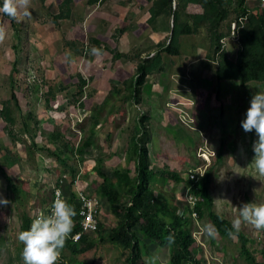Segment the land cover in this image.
<instances>
[{
  "label": "rangeland",
  "instance_id": "374dc122",
  "mask_svg": "<svg viewBox=\"0 0 264 264\" xmlns=\"http://www.w3.org/2000/svg\"><path fill=\"white\" fill-rule=\"evenodd\" d=\"M185 1L170 0L158 10L161 0H104L91 6L86 0L73 5L31 0V17L17 18L16 26L0 15L7 29L0 42V196L10 202L0 206V264H23L17 239L23 216L45 210L63 179L65 191L77 181L90 194L99 193L106 181L123 195L124 207L137 208L112 172L118 168L133 176L136 132L149 165L164 172L149 178L150 187L161 207L184 215L196 241L195 259L264 264V230L244 225L245 243L239 234L229 238L207 209L204 215L190 211L186 193L189 170L202 169L209 171L217 214L231 221L242 203H264V177L254 176L249 166L257 137L240 124L251 95L264 91V82L241 85L217 72L222 59L241 60L240 31L250 30L247 22L257 7L264 10V0H244V15L239 0H223L228 14L221 27L212 23L208 0ZM252 42L245 41L248 62L254 60ZM92 46L103 55H91ZM142 74L147 81L140 85L136 78ZM142 115L148 116L146 129L138 131ZM87 140L90 146L83 145ZM102 201L94 248L77 256L67 251L68 264H126L129 252L107 238L119 220ZM163 218L170 224L168 215ZM209 222L218 230L215 239L201 232ZM135 232L147 247L143 263L151 264L155 256V264H172L168 243Z\"/></svg>",
  "mask_w": 264,
  "mask_h": 264
},
{
  "label": "trees",
  "instance_id": "16d2710c",
  "mask_svg": "<svg viewBox=\"0 0 264 264\" xmlns=\"http://www.w3.org/2000/svg\"><path fill=\"white\" fill-rule=\"evenodd\" d=\"M67 1L73 5L74 0ZM103 1L104 0H86V4L91 6ZM192 1L194 0H186L185 2L189 3ZM222 1L223 0L218 3L217 0H208L211 6V12H213L215 16V19L212 21V23L215 22V27H221L228 14V10ZM239 1L241 5L239 9L241 10L242 15H244L247 8L243 5L244 0ZM168 4H170V0H161L158 10H163ZM61 5L62 3L60 6ZM60 6L58 5L59 9ZM256 11H258V13L251 17L247 22L250 30L247 31L242 28V32L240 31V37L244 47L243 50L239 52V59L241 58V60H237L236 64H231L229 60L222 59L221 63L223 65L217 70L218 74L223 75V77L238 78L241 85L247 84L249 81L264 82V10L257 7ZM195 18L197 19V16H195ZM198 19L202 21L203 16H199ZM11 20L13 25L16 26V19ZM185 31V33H188L190 30ZM220 39L221 37L218 36L217 43H219V41L221 42L222 39ZM246 40L253 41L252 48L254 51L252 53V58H254V60L250 62L246 61ZM217 43H215V47L219 46ZM141 71H143V74L147 72L144 69ZM143 74L136 78L140 85L147 81ZM15 96V93H12V98ZM147 118L148 116L142 115L138 122V125H140L138 131L146 129ZM137 133L138 132H136V134ZM136 134L134 136L137 144L135 149L136 157L133 167V176H130L128 171H123L118 168L113 169L112 172L117 182L123 184L122 187L124 191L127 190L130 194L131 202L137 204V208L135 206L124 207L122 205L123 195L118 192L113 184H107L106 181H103L99 189V193L108 204L111 213L119 220L117 226L109 230L107 238L110 242L121 246L122 249L129 252L125 259L126 264H145L141 261V251L144 247V243L142 244L139 241L135 228H138L148 239H153L163 244L168 243L165 238L171 234L174 236V242L168 244L170 246V260L172 264H183V262L189 261V264H203L195 259L193 248L196 241L192 237L188 225L183 223L184 215L179 214V212L166 205L161 207L159 200L156 199L155 192L150 187L148 180L156 175H164V172L159 168L153 169L151 165H149L148 151L142 141H137L138 137ZM57 141L61 143L60 140ZM83 145L90 146L91 141L87 140ZM72 172L74 176H76L77 171L73 169ZM209 189V171L206 170L204 176L199 177L198 180L192 182V188L190 189V192L198 197L196 210L198 215H204L205 209H207L208 214L218 226L221 234L227 235L225 229L231 228V221L228 220V218L217 214L213 210L212 196ZM165 215H168L171 218L170 224L165 223L163 218ZM31 221V217L25 214L23 216L21 231L27 230L30 227ZM100 227H102L101 220L99 222V228ZM238 234L240 235L239 237L243 239V243H245L244 236L240 232ZM94 246L95 241L91 236H84L78 244L71 246L68 244L70 254L76 256L86 253L94 248Z\"/></svg>",
  "mask_w": 264,
  "mask_h": 264
},
{
  "label": "clouds",
  "instance_id": "9594fccd",
  "mask_svg": "<svg viewBox=\"0 0 264 264\" xmlns=\"http://www.w3.org/2000/svg\"><path fill=\"white\" fill-rule=\"evenodd\" d=\"M30 5L31 0H3V4L0 6V15L20 20L30 18ZM6 37L7 29L0 23V42H3ZM90 54L99 57L103 55V51L92 46ZM240 124L246 133L254 132L257 137L252 144L253 158L249 166L254 176L264 177V91H256L251 95ZM205 173L206 170L202 169L189 170L188 172L190 185L186 193L191 201L187 200V206L190 211L196 214L198 213L196 210L198 197L191 193L190 189L192 182L204 176ZM97 194L95 195L101 202L99 213L96 216L97 226L93 231H86L82 230L79 225H75L77 215L75 206L69 203L62 193H57L48 212L40 211L31 218L30 227L18 233L17 239L23 245L21 252L23 264H68L65 259L66 252L69 251L68 244L69 246L78 244L84 236L94 237L100 229L99 222L104 212V204L102 195ZM9 203L7 199L0 196V206H7ZM244 225L251 226L256 231L264 230V203H242L237 208V215L231 220V228L225 229V231L229 238H235ZM201 232L210 239H215L218 236V230L210 222L202 226ZM165 239L169 244L174 242V236L171 234ZM145 252H147L146 246L142 248L141 255ZM156 259L157 257L153 256L151 264H155Z\"/></svg>",
  "mask_w": 264,
  "mask_h": 264
},
{
  "label": "built area",
  "instance_id": "2783aa9c",
  "mask_svg": "<svg viewBox=\"0 0 264 264\" xmlns=\"http://www.w3.org/2000/svg\"><path fill=\"white\" fill-rule=\"evenodd\" d=\"M193 177V176H192ZM68 191L64 190L66 185L65 180L55 189V194L52 197V201L57 193H62L63 197L68 199L69 203H72L77 211L75 217V225H79L82 230L93 231L97 226V214L101 206L100 199L95 194H90L84 188L77 185V181L72 183ZM51 201V203H52ZM50 203V205H51ZM50 205L43 210L45 213L48 212Z\"/></svg>",
  "mask_w": 264,
  "mask_h": 264
}]
</instances>
